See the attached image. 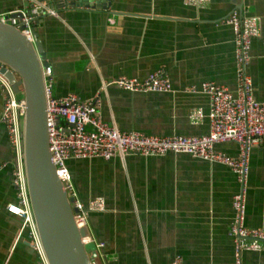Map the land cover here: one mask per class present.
I'll list each match as a JSON object with an SVG mask.
<instances>
[{
  "label": "crops",
  "instance_id": "crops-1",
  "mask_svg": "<svg viewBox=\"0 0 264 264\" xmlns=\"http://www.w3.org/2000/svg\"><path fill=\"white\" fill-rule=\"evenodd\" d=\"M46 0H0V15L28 11ZM111 0L107 8H63L42 16L38 28L52 69L53 95L78 94L101 99L106 122L122 132L154 136L205 135L209 109L201 93L186 92L205 82L236 91L234 32L223 19L238 11L256 17L248 73L255 96L264 101V0ZM164 69L173 92L131 93L104 86L126 77L145 79ZM0 89V117L3 112ZM218 150L236 156L233 143ZM0 264H46L32 247L22 220L7 210L18 202L12 179L16 166L6 128L0 124ZM76 193L84 203L102 198L106 211L88 220L92 237L104 244V264H235L230 235L232 201L240 185L227 167L184 154L127 155L111 161L70 160ZM246 225L264 229V144L250 157L246 188ZM243 264H264V250L243 254Z\"/></svg>",
  "mask_w": 264,
  "mask_h": 264
},
{
  "label": "built area",
  "instance_id": "built-area-1",
  "mask_svg": "<svg viewBox=\"0 0 264 264\" xmlns=\"http://www.w3.org/2000/svg\"><path fill=\"white\" fill-rule=\"evenodd\" d=\"M204 0H188L186 3L200 7ZM67 7V6H66ZM65 7V8H66ZM54 2L51 4L36 2L28 11L17 10L0 15V22L17 26L31 41L33 26L37 18L44 14L56 15L58 12ZM21 14V17L15 16ZM230 26L234 32L236 91L214 82H205L199 86L186 89L191 94H204L209 99L207 114L203 110L192 113L193 118L210 121V131L205 135L193 136H154L142 132H122L105 121L101 110V99L85 100L78 94L65 97L53 95L51 67L44 68L46 92L48 96V129L49 142L57 173L76 210L75 221L79 227L88 226L92 213L106 211L105 201L97 198L84 203L79 199L69 168L70 160L103 159L111 161L127 155L165 156L167 154H184L203 161L220 164L234 173L240 185L232 201L234 211L230 235L235 240V264H243V254L264 250V229L251 228L246 225V188L249 180L250 157L256 145L264 144V101L255 96L252 77L248 66L252 60L254 40L260 35L259 22L256 17L242 16L234 11L221 22ZM116 86L131 93H163L173 92L170 77L164 69L150 74L145 79L122 77L108 82L105 87ZM0 89L3 92V112L0 117L16 152V166L12 171V179L18 191V202L8 206L10 214L22 220V229L29 232L32 247L43 253L47 263L34 215L31 209L27 180L24 171L22 142L23 120L26 113V102L18 99L8 79L0 73ZM233 143L238 147L236 156L218 150L222 144ZM8 164L0 165V172ZM94 241L90 236L87 244ZM95 242V241H94ZM103 248L104 244H97ZM170 264H185L182 257H177Z\"/></svg>",
  "mask_w": 264,
  "mask_h": 264
},
{
  "label": "water",
  "instance_id": "water-1",
  "mask_svg": "<svg viewBox=\"0 0 264 264\" xmlns=\"http://www.w3.org/2000/svg\"><path fill=\"white\" fill-rule=\"evenodd\" d=\"M57 9L107 8L111 0H46ZM21 17V14L15 16ZM48 14H44L46 16ZM31 41L17 26L0 22V73L23 93L26 113L23 120V164L31 209L48 264H104L89 226L75 221L74 198L57 173L49 142L48 96L44 68L50 67L38 28Z\"/></svg>",
  "mask_w": 264,
  "mask_h": 264
},
{
  "label": "rangeland",
  "instance_id": "rangeland-1",
  "mask_svg": "<svg viewBox=\"0 0 264 264\" xmlns=\"http://www.w3.org/2000/svg\"><path fill=\"white\" fill-rule=\"evenodd\" d=\"M16 96H17L18 99H22L24 97L22 92L17 94Z\"/></svg>",
  "mask_w": 264,
  "mask_h": 264
},
{
  "label": "bare ground",
  "instance_id": "bare-ground-1",
  "mask_svg": "<svg viewBox=\"0 0 264 264\" xmlns=\"http://www.w3.org/2000/svg\"><path fill=\"white\" fill-rule=\"evenodd\" d=\"M86 240H87V239H86ZM86 240H85V241H86Z\"/></svg>",
  "mask_w": 264,
  "mask_h": 264
},
{
  "label": "trees",
  "instance_id": "trees-1",
  "mask_svg": "<svg viewBox=\"0 0 264 264\" xmlns=\"http://www.w3.org/2000/svg\"><path fill=\"white\" fill-rule=\"evenodd\" d=\"M23 98H24V97H23ZM23 98H22V99H23Z\"/></svg>",
  "mask_w": 264,
  "mask_h": 264
}]
</instances>
